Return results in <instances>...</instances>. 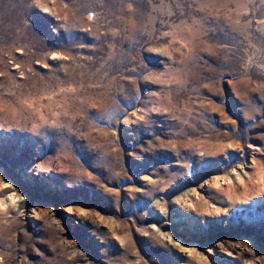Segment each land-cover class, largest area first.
I'll list each match as a JSON object with an SVG mask.
<instances>
[{
    "label": "rangeland",
    "instance_id": "obj_1",
    "mask_svg": "<svg viewBox=\"0 0 264 264\" xmlns=\"http://www.w3.org/2000/svg\"><path fill=\"white\" fill-rule=\"evenodd\" d=\"M0 264H264V0H0Z\"/></svg>",
    "mask_w": 264,
    "mask_h": 264
},
{
    "label": "bare ground",
    "instance_id": "obj_2",
    "mask_svg": "<svg viewBox=\"0 0 264 264\" xmlns=\"http://www.w3.org/2000/svg\"><path fill=\"white\" fill-rule=\"evenodd\" d=\"M240 178V177H239ZM214 185H218L219 184V180L217 179L214 183H213ZM194 196H195V200H198L199 198L197 197V193H194L193 194ZM12 201V200H11ZM177 203L180 205V206H184L186 203H187V201L186 200H181V199H177ZM195 204V202L193 203V205Z\"/></svg>",
    "mask_w": 264,
    "mask_h": 264
}]
</instances>
